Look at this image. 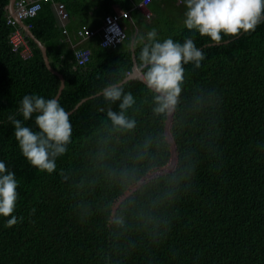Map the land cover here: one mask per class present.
<instances>
[{
	"label": "trees",
	"instance_id": "trees-1",
	"mask_svg": "<svg viewBox=\"0 0 264 264\" xmlns=\"http://www.w3.org/2000/svg\"><path fill=\"white\" fill-rule=\"evenodd\" d=\"M108 2L114 9L98 15L84 0H52L24 21L63 76L57 100L72 111L67 152L48 174L23 157L9 116L23 120L25 95L55 98L60 80L34 41L8 23L9 0H0V161L18 181L13 215L22 217L8 227L11 217L0 216V264H264V23L236 37L221 33L216 45L185 27L183 0H153L150 27L137 33L125 21L116 46H100L98 34L80 39L79 30L97 29L103 16L132 10L138 0L99 5ZM54 4L69 16L64 27ZM72 18L81 22L72 26ZM153 28L161 42L190 37L205 53L199 68L184 65L177 104L159 114L157 93L142 76L123 83L140 69L138 37ZM17 30L28 58L11 41ZM67 37L88 55L84 66L76 65ZM110 84L133 94L125 113L133 129L107 117L121 102L103 98ZM35 115L24 124L38 131Z\"/></svg>",
	"mask_w": 264,
	"mask_h": 264
},
{
	"label": "clouds",
	"instance_id": "clouds-1",
	"mask_svg": "<svg viewBox=\"0 0 264 264\" xmlns=\"http://www.w3.org/2000/svg\"><path fill=\"white\" fill-rule=\"evenodd\" d=\"M183 2L186 7L185 27L190 31L195 30L201 37H207L216 45L223 42L221 33L224 36L236 37L242 31L244 33L255 31L258 25L264 23V0H183ZM53 6L61 7L55 4ZM133 10L138 11L132 8L126 12H129L131 16ZM137 13L144 17L140 11ZM150 14L151 17L145 19L144 23L151 20L152 13ZM128 19H122L120 22L124 33V22L129 21ZM152 20L154 21L153 18ZM23 40L27 46L24 37ZM137 43L142 47L139 53L141 74L136 77L142 76L144 85L157 93L154 97L156 106L153 111L159 114L172 110L177 104L181 84L184 81V65L193 62L194 66L199 68L201 61L205 59V53L195 45L190 37L186 38L183 43L175 42L172 38L161 42L157 38L155 28L148 31L146 35L139 36ZM73 45L81 49L78 44ZM20 48L22 56L23 47ZM72 50L74 51L73 48ZM28 51L30 53L29 48ZM22 58L28 57L22 56ZM102 95L105 100L113 103L121 101L119 112L111 109L107 111V117L112 123L125 129H133L135 120L125 114L127 109L136 102L133 94L125 93L123 88L117 84H110L103 89ZM34 113L36 114L34 123L38 131H33L31 127L24 124V121L30 120ZM20 114L23 120L12 116H9V120L14 125V137L21 154L37 170L48 174L55 172L56 159L67 152L66 145L70 143L72 136V124L68 112L55 98L46 100L39 95H25L21 100ZM17 187L18 181L15 174L8 171L5 163L0 161V216L11 217L7 219L8 227L22 221V217L18 218L13 215L18 197Z\"/></svg>",
	"mask_w": 264,
	"mask_h": 264
},
{
	"label": "built area",
	"instance_id": "built-area-1",
	"mask_svg": "<svg viewBox=\"0 0 264 264\" xmlns=\"http://www.w3.org/2000/svg\"><path fill=\"white\" fill-rule=\"evenodd\" d=\"M153 0H139L138 4L134 7L135 10L140 11L143 14V18L149 19L151 17L150 12L146 9L147 4ZM160 1V0H157ZM181 1V0H178ZM52 2V0H16L14 2V15L18 18L19 21H24L27 19L34 18L36 14L41 10L44 3ZM56 15L59 17H66V13L63 10L62 6H55ZM129 12L120 14H109L104 16L103 24L95 29L90 30L87 27L82 28L77 32V36L81 39L90 38L96 34L101 36L100 45L102 47L115 46L119 41H121L125 33L121 28L120 22L122 19H127ZM8 23L10 25L16 26L17 24L8 16ZM118 29V30H117ZM11 41L15 46V49L23 47V52L21 53L23 57H29L30 53L28 48L23 40L21 33L17 30L12 36ZM67 42L71 44V47L74 49V59L77 66H84L89 57L86 52L82 49L76 48L77 45H73L70 38H67ZM14 49V50H15Z\"/></svg>",
	"mask_w": 264,
	"mask_h": 264
},
{
	"label": "water",
	"instance_id": "water-1",
	"mask_svg": "<svg viewBox=\"0 0 264 264\" xmlns=\"http://www.w3.org/2000/svg\"><path fill=\"white\" fill-rule=\"evenodd\" d=\"M15 1L16 0H9V4H8V7H7V9H8V13L7 14L20 27V29L25 33V35L27 37H29L31 40L34 41V43L38 46V48L41 51L42 59H43V62L45 64L47 70L49 72H51L52 74H54L55 76H57L58 79L60 80L59 91H58L57 96L55 97V99H58L59 98V95L61 94L62 90L65 87V85H64V78H63V76L61 74H59L58 72H56L55 70H53L52 67L50 66V62H49V59H48V56H47V53H46L45 46L37 38H35V36L31 33V31L29 30V28L24 24V22L19 21L18 18L13 14L14 13V2ZM139 74H141V70L136 68L132 74L128 75L123 80V83L126 82V81H128V80H130V79H132V78H134V77H136V76H138ZM120 84H118V85H120ZM98 95L99 94H97L95 96H98ZM95 96H93V97H95ZM93 97H90V98H93ZM90 98L83 99L81 102H79L76 105V107L74 109H77L83 102L87 101ZM71 112H69V113H71Z\"/></svg>",
	"mask_w": 264,
	"mask_h": 264
},
{
	"label": "crops",
	"instance_id": "crops-1",
	"mask_svg": "<svg viewBox=\"0 0 264 264\" xmlns=\"http://www.w3.org/2000/svg\"><path fill=\"white\" fill-rule=\"evenodd\" d=\"M99 1H102V0H84V3H85V5H87V7H88V9H89V13H94V12H96V14H98V15H101V14H99V13H101V12H105L108 8H110V9H114V5L112 4V3H110V2H108L107 3V5H106V7H102V6H100L99 5ZM176 1V0H175ZM117 2H114V4H116ZM96 4V5H95ZM173 4H174V2H173ZM116 7H117V4H116ZM147 9H148V7H147ZM149 10V9H148ZM150 11V10H149ZM132 12H134V10L132 11ZM138 11H136V18L139 20V19H141L140 17H142L139 13H137ZM132 16V15H131ZM131 16H129L128 18V20L129 21H127V23L129 24V26H133V24H134V26L136 27V29H137V25H136V22L137 21H135ZM156 18L155 16H154V14L152 13V18ZM81 21H77V19L76 18H72V23L70 24V25H72V26H75L76 24H78V23H80ZM67 23L69 24L70 22H66V21H60V25L61 26H66L67 25ZM126 24V23H125ZM124 24V25H125ZM135 35L136 34H134V36H130V46H131V49H134V46H135ZM69 45L71 46V44L69 43ZM135 68H137V67H135ZM138 69V68H137Z\"/></svg>",
	"mask_w": 264,
	"mask_h": 264
},
{
	"label": "rangeland",
	"instance_id": "rangeland-1",
	"mask_svg": "<svg viewBox=\"0 0 264 264\" xmlns=\"http://www.w3.org/2000/svg\"><path fill=\"white\" fill-rule=\"evenodd\" d=\"M57 14V13H56ZM55 14V15H56ZM66 15H67V13H66ZM65 15V16H66ZM57 16V15H56ZM58 17V21L60 22V21H66V20H68V18H69V16H66V17H59V16H57ZM153 22V20H152V18H151V20H149V23L150 24H148V23H145V24H139L138 26H137V33H139L140 31H143L144 29H145V27L146 26H149V25H151V23ZM150 27V26H149Z\"/></svg>",
	"mask_w": 264,
	"mask_h": 264
}]
</instances>
